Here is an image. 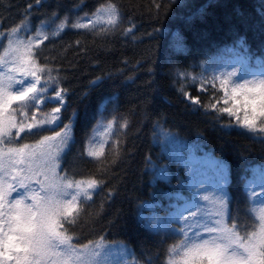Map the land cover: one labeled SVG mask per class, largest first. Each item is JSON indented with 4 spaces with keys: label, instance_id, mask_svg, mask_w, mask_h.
I'll return each mask as SVG.
<instances>
[{
    "label": "trees",
    "instance_id": "1",
    "mask_svg": "<svg viewBox=\"0 0 264 264\" xmlns=\"http://www.w3.org/2000/svg\"><path fill=\"white\" fill-rule=\"evenodd\" d=\"M103 2L0 0V33L25 21L33 35L37 28L51 32L65 17L75 22L91 16ZM115 3L123 15L114 33L102 32V24L95 30L68 28L41 47L50 66L60 70L61 87L69 90L62 113L63 123L72 122L74 142L62 167L69 173L75 170L77 179L103 181L85 206L88 215L78 229L86 236L82 243L103 237L112 264L126 259L158 264L167 246L178 242L184 217L203 201L187 184L181 156L188 145L205 150L226 169L224 179L200 195H218L224 188L232 214L239 209L243 217L249 192L264 193V188L244 185L247 166L264 162V142L237 127L226 113H206L203 105L210 100L198 91L199 79L209 75L217 56L238 40L243 39L248 52L264 58V0H156L161 4L158 13L153 0ZM133 25V33L122 35ZM182 87L200 98L195 110L179 91ZM114 117L117 122L108 132ZM125 119L126 128L120 126ZM102 143L103 156H87V147L98 150ZM165 192L173 195L165 197ZM176 193L196 200L195 209L160 225L141 216L151 203L164 211L176 206L181 201ZM122 249L126 255L120 254Z\"/></svg>",
    "mask_w": 264,
    "mask_h": 264
},
{
    "label": "snow or ice",
    "instance_id": "2",
    "mask_svg": "<svg viewBox=\"0 0 264 264\" xmlns=\"http://www.w3.org/2000/svg\"><path fill=\"white\" fill-rule=\"evenodd\" d=\"M153 4L158 13L161 4L156 0ZM122 15L115 0H104L91 16L75 22L65 17L51 32L37 28L33 35L25 21L0 33V264H112L103 237L82 243L86 236L78 231L88 215L85 206H90L103 181L77 179L75 170L69 173L62 167L74 142L72 122L63 123L62 113L69 90L61 87L60 70L50 66L41 45L68 28L95 30L102 24V32L114 33ZM134 27L122 35L133 33ZM239 43L243 46V39ZM237 75L233 68L214 73L210 80L199 79L201 92L210 85L217 93L210 94V102L203 105L205 112L226 113L235 118L237 127L264 142V72L251 79H237ZM196 82L193 77L192 83ZM179 91L194 110L201 105L198 96H190L183 87ZM221 101L224 106L218 107ZM49 105L54 107L45 112ZM114 122L115 117L108 122V132ZM128 124L125 119L120 126ZM86 154L99 159L104 155L103 143L98 150L87 147ZM172 195L164 193L165 197ZM194 195L208 202L207 206L184 217L178 242L167 246L158 264H264V193L249 192L243 217L239 209L232 214L231 198L222 187L218 195H200L198 189ZM176 198L183 199L179 193ZM151 223H157L155 217ZM120 254L126 255L123 249ZM122 264L138 261L126 259Z\"/></svg>",
    "mask_w": 264,
    "mask_h": 264
},
{
    "label": "rangeland",
    "instance_id": "3",
    "mask_svg": "<svg viewBox=\"0 0 264 264\" xmlns=\"http://www.w3.org/2000/svg\"><path fill=\"white\" fill-rule=\"evenodd\" d=\"M239 42L240 41H237L235 44L229 45L217 56L215 65L207 76L209 80L214 73L219 74L220 72L231 71L233 68L238 70L237 79L241 80L251 79L264 72V58L260 55H253L251 52H248L245 47L240 46L241 44ZM200 86L201 85L199 83V92H201ZM218 87L219 83L217 82V88ZM202 93L207 94L209 100L211 96L217 95V93L212 90L210 85L208 86V91ZM222 95L223 93L220 92L219 96ZM220 105H223L222 101ZM186 151V155L181 156V160L187 168L188 186L194 190L198 189L199 191L214 189L224 178V166L211 157L209 153L202 149H198L195 146L188 145L186 147ZM247 174H249L248 180H246L247 188L256 190L255 188L258 185L260 188H264L262 186L264 185V181L262 180L264 173L262 171H248ZM207 204L208 202L201 201L200 208L206 207ZM150 205H152V207H150ZM195 207L196 200L184 198L182 203L167 211L161 210V206L159 204L151 203L146 206V209L148 210H141L140 214L147 220H152L155 217L157 224L160 225L161 223H168L169 221L177 219L183 211H186V208L188 209L187 211H191L195 209ZM198 219H204V217H198Z\"/></svg>",
    "mask_w": 264,
    "mask_h": 264
}]
</instances>
